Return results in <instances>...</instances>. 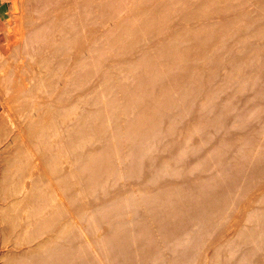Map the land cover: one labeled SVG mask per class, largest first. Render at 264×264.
<instances>
[{
  "label": "bare ground",
  "instance_id": "1",
  "mask_svg": "<svg viewBox=\"0 0 264 264\" xmlns=\"http://www.w3.org/2000/svg\"><path fill=\"white\" fill-rule=\"evenodd\" d=\"M91 13L75 6L57 16L41 40L44 97L38 107H26L33 91L7 95L0 84V264H135L130 247L120 242H134L144 211L155 221L158 209L179 197L178 186L200 184L194 177L208 153L203 156L193 139L204 141L202 127L190 128L173 149L162 146L186 112L183 96L172 87L180 78L167 43L144 40L126 23L114 48L130 55L107 62L103 33L93 40L100 22ZM96 47L97 76L88 71L95 69ZM167 75L172 83L161 84ZM62 78L66 87L54 92ZM196 108L202 120L209 108ZM171 111L178 115L169 117ZM207 212L196 213L185 233L166 239L161 228L163 251L144 254L142 246L135 257L142 255L145 264H195L199 243L215 229ZM246 213L260 221L257 227L218 239L208 264H248L264 248V211Z\"/></svg>",
  "mask_w": 264,
  "mask_h": 264
},
{
  "label": "rangeland",
  "instance_id": "2",
  "mask_svg": "<svg viewBox=\"0 0 264 264\" xmlns=\"http://www.w3.org/2000/svg\"><path fill=\"white\" fill-rule=\"evenodd\" d=\"M3 3L11 9L3 12L0 20V84L7 95L33 91L27 109L38 107L44 97V83L39 79L43 72L41 40L50 35L57 16L69 14L75 6L79 12L91 10V20L100 22L93 40L99 32L103 33L107 62L130 55H121V50L114 48L118 45L116 36L126 23L144 40L167 43L165 49L176 66L175 75L180 78L172 87L183 96L186 112L162 146L173 149L190 128L202 127L204 141L194 137L193 142L201 147L198 150L202 155L207 151L208 156L205 168L194 177L200 183L198 188L178 186L180 195L171 207L159 208L155 221L148 219L144 211L138 230L133 233L134 242L121 240L123 248L130 247V261L146 263L142 255L141 259L135 257L143 254L142 246L147 250L144 254L163 251L161 228L166 239L171 234L185 233L196 213L208 211L204 213L207 217L213 213L209 225H215V229L199 243L195 264H208L206 259L213 255L218 239L230 234L237 236L246 226L257 227L260 221L248 220L246 212L264 211V0H3ZM92 53L95 69L88 67V71L97 76L98 47ZM167 77L160 83H172ZM77 78L81 79L80 75ZM63 81L62 78L57 82L54 92L66 87ZM161 94L170 96L163 90ZM204 105L209 110L201 120L196 107ZM175 115L176 111L169 113V117ZM204 181L208 186H202ZM127 187L134 189L135 184L130 182ZM187 203L189 208L193 205L192 211ZM263 249L255 251L248 264H264Z\"/></svg>",
  "mask_w": 264,
  "mask_h": 264
},
{
  "label": "crops",
  "instance_id": "3",
  "mask_svg": "<svg viewBox=\"0 0 264 264\" xmlns=\"http://www.w3.org/2000/svg\"><path fill=\"white\" fill-rule=\"evenodd\" d=\"M2 4L0 5V11L1 12H5V13H7L8 11H10V9H11V6H10V8L8 7V4L7 3H3V0H2V2H1ZM1 12H0V20H2L3 19V14L1 15Z\"/></svg>",
  "mask_w": 264,
  "mask_h": 264
}]
</instances>
